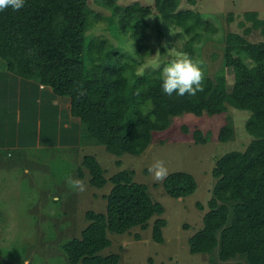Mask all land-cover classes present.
Listing matches in <instances>:
<instances>
[{"label": "trees", "instance_id": "1", "mask_svg": "<svg viewBox=\"0 0 264 264\" xmlns=\"http://www.w3.org/2000/svg\"><path fill=\"white\" fill-rule=\"evenodd\" d=\"M92 1L110 11L102 29L117 37L129 36L132 51L88 33L91 16L98 14L87 0H25L18 11H0L1 63L14 75L67 96L81 138L102 144L116 156L142 153L153 132L164 130L173 116L220 114L227 105L248 110L244 125L252 138L242 150L226 151L215 159L202 225L187 243L190 252L209 255L212 264H228L231 259H236L234 264H264V18L253 10L243 13L251 22L245 33L257 29L258 41L233 31L224 35L222 67L233 70L230 90L224 72H219L205 74L204 89L195 96L174 93L168 97L161 90V70L138 71L150 52L146 19L152 7L167 26L177 28L180 50L187 56L199 50L208 32L216 31L212 22L196 10L178 8L180 0H154L152 7L136 0L126 5L117 0ZM81 86L86 96L77 99ZM182 129L188 130L185 125ZM192 136L197 143L208 139L199 128L192 130ZM232 136V122L227 120L219 127L218 139L227 141ZM81 162L90 185L102 187L109 181L111 186L103 194L105 210L87 209V223L79 235L60 247L68 264H118L117 252L100 253L110 244L107 232L124 233L135 226L145 229L164 206L151 198L144 182L133 179L132 169L122 168L106 177L93 154H84ZM115 163L119 165L121 159ZM81 167L76 168L79 175H83ZM161 184L176 198L191 194L197 186L195 177L185 170L170 171ZM196 206L203 209L200 202ZM165 223L160 216L153 220L154 241L163 242Z\"/></svg>", "mask_w": 264, "mask_h": 264}, {"label": "rangeland", "instance_id": "2", "mask_svg": "<svg viewBox=\"0 0 264 264\" xmlns=\"http://www.w3.org/2000/svg\"><path fill=\"white\" fill-rule=\"evenodd\" d=\"M87 1L98 14L91 16L88 33L93 34L94 39L106 38L109 44L125 52L132 51L129 36L117 37L108 29H102L108 23L105 16L110 11L95 5L92 0ZM132 1L135 0H117L120 5ZM136 1L150 7L154 3V0ZM178 8L198 11L216 28V31L206 34V38L200 42L199 50L188 57L194 62L202 63L205 74L212 76L214 73L224 72L226 85L230 90L233 70L231 67H222L224 35L233 31L245 35L251 41L260 40L257 29L245 33V28L251 22L243 18V13L253 10L258 17L264 18V0H180ZM146 21L150 52L145 55L138 71L148 69L147 65L156 61L160 62L162 69L168 63L165 59L187 56L180 50L182 40L175 34L177 28L167 26L154 7ZM240 21L244 23L240 24ZM47 94H41L45 105L52 100ZM51 96L55 95L51 93ZM66 108L68 107H63L62 130L63 133L70 130L69 136L78 139L79 146L75 150L66 152L62 150V146L60 149L36 146L29 149L17 164L7 169L0 167V264H68L60 244L79 235L87 223V209L105 210L103 194L111 186L109 181L102 187L89 184L87 170L81 164L84 154L96 157L106 177L122 168L132 169L133 179L144 182L151 198L164 206L160 215L155 214L149 219L145 229L135 226L124 233L107 232L110 244L100 253L117 252L120 256L118 264H212L209 255L190 252L187 239L202 225V216L207 209L206 203L214 183L211 169L215 159L226 151L242 150L252 138L244 125L250 112L227 105V109L220 114L198 116L189 112L182 113L171 117L164 130L153 132L151 143L142 153L116 156L102 144L92 140L85 142L81 138L77 117H73L76 131L75 128L71 129L72 122L67 120L69 111ZM227 120L232 122L233 136L227 141H220L218 130ZM182 125L188 130H183ZM48 127L42 130V137H49L47 142L50 145L53 132L50 127L51 133L47 134ZM195 128L202 130L208 138L206 142L194 141L192 130ZM64 141L65 138L60 135L59 142L63 144ZM7 150L3 148L4 153ZM68 154L73 157L64 161L63 156ZM116 158L121 159L119 165L115 163ZM156 160H163L168 172H190L197 182L194 192L177 198L167 194L161 182L154 181L148 171ZM78 166H82L83 175L77 173ZM67 177L83 180L86 190H72L67 184ZM196 202H200L203 209H199ZM158 216L166 220L162 227L161 243L151 238V225ZM235 261L236 259H231L228 264H234Z\"/></svg>", "mask_w": 264, "mask_h": 264}, {"label": "crops", "instance_id": "3", "mask_svg": "<svg viewBox=\"0 0 264 264\" xmlns=\"http://www.w3.org/2000/svg\"><path fill=\"white\" fill-rule=\"evenodd\" d=\"M46 88L47 90H44ZM43 92L46 96L52 97L51 102L45 105V100L41 97ZM53 91L47 85L40 84L36 80L23 79L9 72L0 61V167L9 168L15 165L26 155L32 147L59 148L71 152L77 148L78 139L70 137L69 131L62 130L63 107L67 106L69 111V98L65 96H51ZM67 115V120H71L72 128L76 131L74 116ZM72 116V117H71ZM24 119V121H23ZM22 123V126H21ZM52 128L51 144L50 139L42 137V130L46 127ZM48 127L47 134L51 133ZM60 135L65 138L63 144L59 142ZM52 145V146H51ZM56 145V146H55ZM7 148V152H3ZM60 149V148H59ZM10 150V152H9ZM16 156L13 157L12 155ZM72 155H64V161ZM2 158H5L2 160Z\"/></svg>", "mask_w": 264, "mask_h": 264}, {"label": "clouds", "instance_id": "4", "mask_svg": "<svg viewBox=\"0 0 264 264\" xmlns=\"http://www.w3.org/2000/svg\"><path fill=\"white\" fill-rule=\"evenodd\" d=\"M25 0H0V11L11 8L20 10ZM152 70H161V90L168 97L175 93L177 96H195L204 89L205 71L202 63L194 62L188 56H176L161 69L159 61L147 65ZM77 99L86 96V90L81 86L77 90ZM153 180L162 182L169 174L168 168L163 160H156L148 168ZM68 186L77 192L86 190V184L78 178L67 177Z\"/></svg>", "mask_w": 264, "mask_h": 264}]
</instances>
